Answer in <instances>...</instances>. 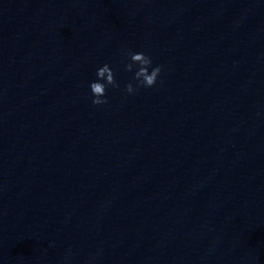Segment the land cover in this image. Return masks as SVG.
I'll return each instance as SVG.
<instances>
[{
	"label": "clouds",
	"instance_id": "1",
	"mask_svg": "<svg viewBox=\"0 0 264 264\" xmlns=\"http://www.w3.org/2000/svg\"><path fill=\"white\" fill-rule=\"evenodd\" d=\"M126 55L130 62L126 63L124 68L128 72H134L135 86L129 82L125 85L124 91L131 95L141 87H153L161 74V67L159 65L153 67L152 58L143 52H127ZM96 77L97 79L89 84L91 102L93 106L105 105L108 103L106 98L108 87L119 88V84L113 69L107 63L97 69Z\"/></svg>",
	"mask_w": 264,
	"mask_h": 264
}]
</instances>
